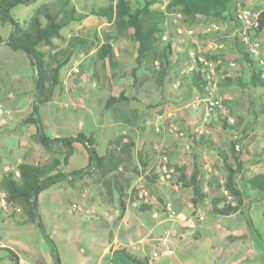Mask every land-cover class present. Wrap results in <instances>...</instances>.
<instances>
[{"label": "crops", "instance_id": "1", "mask_svg": "<svg viewBox=\"0 0 264 264\" xmlns=\"http://www.w3.org/2000/svg\"><path fill=\"white\" fill-rule=\"evenodd\" d=\"M169 1L149 7L148 25L159 29L144 50L132 29L106 17L72 22L68 35L64 27V41L39 47L50 74L42 92L32 54L0 43V104L12 111L0 124V264H130L127 255L143 264H264L263 69L242 39L238 0H229L224 18H187L168 10ZM241 1L264 13V0ZM86 4L79 14L109 5ZM252 34L264 50V28ZM193 51L217 64L218 93L235 119L227 128L207 110ZM58 54L71 58L56 75ZM44 137L60 142L47 145ZM163 156L170 185L160 182ZM225 162L235 170L232 184ZM55 163V173L88 170L35 199L8 201L7 175ZM140 176L150 204L132 193ZM85 192L89 202L73 212ZM172 231L170 249L152 260Z\"/></svg>", "mask_w": 264, "mask_h": 264}, {"label": "trees", "instance_id": "2", "mask_svg": "<svg viewBox=\"0 0 264 264\" xmlns=\"http://www.w3.org/2000/svg\"><path fill=\"white\" fill-rule=\"evenodd\" d=\"M35 1L36 0L0 1V9H2L0 13L1 20L3 22H10L14 28V32L9 39H5L0 35V43H15L16 47H23L31 51L39 71V89L41 92L44 91V85L50 81V74L44 59L45 53H43L39 47L42 44L56 47L54 39H61L64 41L65 37L62 34V30L70 23L81 22L89 15L106 17L109 21L114 22L119 30L132 29L133 36L135 40L141 44L142 50L154 44L153 40L150 38L154 36L159 29L158 26L152 28L148 25L147 19L149 18V7L153 3L161 2V0H108L109 5L107 7L92 9L90 12L84 14H79L75 7L69 8L70 0H63L57 12L52 11L51 4L44 3L30 20L29 26L24 28L13 16V9L19 5L31 4ZM228 2L229 0H170L167 8L170 11L181 12L187 18H194L197 15L224 18ZM142 3H144V6H141ZM44 20L46 22H44ZM260 21V29H263L264 13L260 16ZM92 35L97 39L98 32H93ZM103 35L106 41V44L103 46L104 51L106 53H111L112 46L109 44L112 39L111 34L105 32ZM72 47H74L73 44H71L70 48ZM54 58H59L56 67L53 68V72L58 75L60 69L69 62L71 55L64 57L58 54V56ZM51 65L53 66V64ZM198 78L199 81L203 82L202 85L205 92V78L201 72H199ZM34 111L36 113L38 107H35ZM227 123L228 122L225 120L222 122L224 128L231 125ZM44 140L47 145L60 142V140L50 139L48 137H44ZM70 140L71 139L66 140V142ZM46 149L49 150L48 147H46ZM94 156L97 162H102L98 154ZM56 168V163L46 166L21 165L19 168V177H16L14 174H9L5 177V181H7L8 201L22 202L24 199H35L42 190L61 183L68 176H79L86 173L88 170V168H86L67 175L55 173ZM225 168L230 174L228 182L231 184L234 183L235 170L233 166L225 162ZM219 189L221 193H223L226 188L219 185ZM127 258L130 264H143L131 255H127Z\"/></svg>", "mask_w": 264, "mask_h": 264}, {"label": "built area", "instance_id": "3", "mask_svg": "<svg viewBox=\"0 0 264 264\" xmlns=\"http://www.w3.org/2000/svg\"><path fill=\"white\" fill-rule=\"evenodd\" d=\"M236 18L241 24L242 39L247 45L248 53L251 58L256 62L258 66L263 69L264 76V50L262 48L261 42L253 37L252 32H258L261 28L260 15L254 13L252 10L247 8L241 0H238L236 8ZM214 27L207 29V32H212ZM194 63L198 64L200 67V72L205 78V104L208 112H219L222 118L229 124H234L235 119L232 117L230 109L223 97L218 93V82L220 74L215 61L204 58L201 54L193 51L190 54ZM11 109L6 108L4 105L0 104V124H7L9 117L11 116ZM202 132V130H200ZM163 166L161 167L160 182L164 185L172 184L173 171L169 167L170 159L168 156H163L161 158ZM2 181L0 177V182ZM132 193L134 194L136 200L143 204H150L154 200V196L151 188L149 187L144 176H140L138 180L134 183L132 187ZM89 202V195L87 192L82 194L80 202H76L71 207L73 212L81 211L85 204ZM3 208V204L0 203V209ZM167 215L169 218H176L177 211L171 204L166 206ZM176 231H172L165 238H163L159 249L152 253V260H157L161 257L162 250H168L171 247L170 237L176 236Z\"/></svg>", "mask_w": 264, "mask_h": 264}, {"label": "rangeland", "instance_id": "4", "mask_svg": "<svg viewBox=\"0 0 264 264\" xmlns=\"http://www.w3.org/2000/svg\"><path fill=\"white\" fill-rule=\"evenodd\" d=\"M1 1V0H0ZM63 0H36L35 2L31 4H22L17 6L13 9V16L18 20L22 27L26 28L25 26L29 23V21L32 19L36 11L44 4L49 3L51 4V9L53 12H57L59 8L62 5ZM91 2H97V3H105L109 4L108 0H88ZM87 0H70L69 8L75 7L76 10L80 11L81 9H85L87 7ZM95 5V4H94ZM2 12V9H0V13ZM45 21V20H44ZM13 28L12 24L10 22H3L0 17V34L6 37L8 35V32ZM72 31L71 27H66L63 30V33L65 35H68ZM58 42H61V39H58ZM62 44V43H59ZM19 65V63H16ZM26 72L28 73L30 70L29 66L25 67Z\"/></svg>", "mask_w": 264, "mask_h": 264}, {"label": "water", "instance_id": "5", "mask_svg": "<svg viewBox=\"0 0 264 264\" xmlns=\"http://www.w3.org/2000/svg\"><path fill=\"white\" fill-rule=\"evenodd\" d=\"M12 45H16L15 43H12ZM28 53H30L31 54V51H29L28 49H25Z\"/></svg>", "mask_w": 264, "mask_h": 264}]
</instances>
